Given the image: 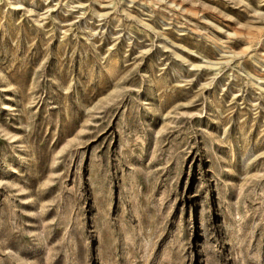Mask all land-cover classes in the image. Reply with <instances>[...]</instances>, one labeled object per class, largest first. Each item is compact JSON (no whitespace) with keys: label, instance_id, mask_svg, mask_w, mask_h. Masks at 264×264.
I'll use <instances>...</instances> for the list:
<instances>
[{"label":"rangeland","instance_id":"374dc122","mask_svg":"<svg viewBox=\"0 0 264 264\" xmlns=\"http://www.w3.org/2000/svg\"><path fill=\"white\" fill-rule=\"evenodd\" d=\"M0 264H264V0H0Z\"/></svg>","mask_w":264,"mask_h":264}]
</instances>
